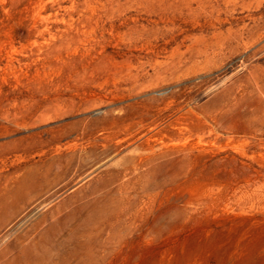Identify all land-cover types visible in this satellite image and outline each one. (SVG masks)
I'll return each mask as SVG.
<instances>
[{
    "label": "rangeland",
    "instance_id": "1",
    "mask_svg": "<svg viewBox=\"0 0 264 264\" xmlns=\"http://www.w3.org/2000/svg\"><path fill=\"white\" fill-rule=\"evenodd\" d=\"M0 264H264V0H0Z\"/></svg>",
    "mask_w": 264,
    "mask_h": 264
}]
</instances>
